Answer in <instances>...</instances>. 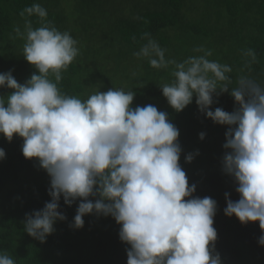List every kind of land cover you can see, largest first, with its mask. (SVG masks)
<instances>
[{
	"label": "clouds",
	"instance_id": "obj_1",
	"mask_svg": "<svg viewBox=\"0 0 264 264\" xmlns=\"http://www.w3.org/2000/svg\"><path fill=\"white\" fill-rule=\"evenodd\" d=\"M24 11L48 15L38 3ZM16 33L26 40L23 57L38 74L20 84L11 71L0 73V88L12 90L0 95V135L9 142L22 138L24 157L38 161L50 177L51 197L26 216L25 232L46 242L57 221L67 219L63 198L67 206L79 202L72 228L82 229L88 215L114 218L120 240L130 246L127 264H223L215 249L218 203L194 195L196 185L180 163V131L168 113L152 104L133 107L135 91L123 88L87 99L62 93L58 84L80 54L78 41L68 31L48 24L33 28L30 21ZM194 51L202 54L177 62L149 39L135 55L149 58L153 68L173 66L172 82L159 86L173 110L183 112L195 97L203 115L227 126L223 171L234 178L239 199L226 193L224 214L242 224L258 222L264 233V83L246 75L233 81V68L210 60L211 50ZM244 55L256 61L254 51ZM225 93L234 110L213 111L214 98ZM5 158L0 148V160ZM258 242L264 246V234ZM0 264L15 261L0 253Z\"/></svg>",
	"mask_w": 264,
	"mask_h": 264
},
{
	"label": "trees",
	"instance_id": "obj_2",
	"mask_svg": "<svg viewBox=\"0 0 264 264\" xmlns=\"http://www.w3.org/2000/svg\"><path fill=\"white\" fill-rule=\"evenodd\" d=\"M37 3L47 17L24 11ZM29 21L33 28L48 24L68 31L78 41L80 54L58 84L62 93L87 99L99 90L123 88L135 91L133 107L152 104L168 113L180 131V163L189 184L196 185L194 195L218 203L215 249L223 264H264L259 223L242 224L224 214L225 194L239 199L234 178L223 171L227 126L203 115L195 97L183 112L173 110L159 87L172 82L173 66L153 68L149 58L135 55L149 39L165 51L166 59L177 62L201 55L194 49L203 47L212 51L210 60L233 68V81L246 75L264 83V0H0V73L11 71L20 84L37 73L23 57L26 40L16 33ZM249 49L256 54L255 62L244 55ZM11 91L0 88V95ZM214 99L213 111L235 108L230 94ZM22 145L18 136L9 142L0 135L6 153L0 160V253L15 264H127L130 246L120 240V225L111 216L88 215L82 229L70 227L79 202L67 206L61 198L67 219L57 221L46 242L25 232L26 216L51 197L50 177L38 161L24 157ZM188 154L194 155L191 163L185 160Z\"/></svg>",
	"mask_w": 264,
	"mask_h": 264
}]
</instances>
